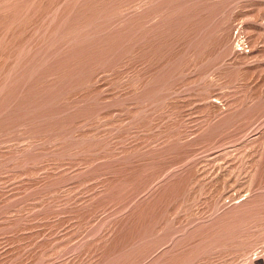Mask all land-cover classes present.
Segmentation results:
<instances>
[{
    "label": "rangeland",
    "instance_id": "rangeland-1",
    "mask_svg": "<svg viewBox=\"0 0 264 264\" xmlns=\"http://www.w3.org/2000/svg\"><path fill=\"white\" fill-rule=\"evenodd\" d=\"M0 264H264V0H0Z\"/></svg>",
    "mask_w": 264,
    "mask_h": 264
}]
</instances>
